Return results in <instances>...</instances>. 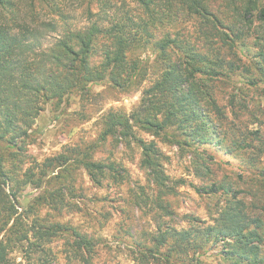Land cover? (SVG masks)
<instances>
[{
	"label": "trees",
	"instance_id": "trees-1",
	"mask_svg": "<svg viewBox=\"0 0 264 264\" xmlns=\"http://www.w3.org/2000/svg\"><path fill=\"white\" fill-rule=\"evenodd\" d=\"M23 1L26 11L20 7ZM78 2L85 19L81 27L69 26L65 0H0V264H11L15 251L27 264H56L49 250L56 239L71 250L68 261L93 264L99 238L52 222L50 213L41 217L39 207L61 211L66 194L74 193L76 169L84 170L96 188L122 185L124 170L115 162L93 161L97 145L26 167L29 131L45 104L59 106L74 93L87 95L93 85L136 91L146 80L140 55L147 52L154 56L157 79L131 115L110 111L105 116L99 142L113 138L135 143L158 190L168 180L162 154L154 141L138 138L135 127L180 151L190 149L197 156L190 163L199 171L209 172L207 162L215 160L209 151L217 148L255 172L264 185V138L259 130L234 128L226 146L227 135L215 120L225 115L214 90L216 82L236 74L242 83L238 92L264 86V35L253 29L255 22L263 29L264 5L248 0L234 22L225 25L205 0H131L134 10L126 0ZM59 24L64 32L58 33ZM26 186L40 195L34 206L19 212V195ZM196 191L231 196L214 225L178 230L157 224L152 246L132 242L136 257L144 264H214L200 257L215 251V264H264V220L249 213L238 198L242 192L215 183Z\"/></svg>",
	"mask_w": 264,
	"mask_h": 264
},
{
	"label": "rangeland",
	"instance_id": "rangeland-1",
	"mask_svg": "<svg viewBox=\"0 0 264 264\" xmlns=\"http://www.w3.org/2000/svg\"><path fill=\"white\" fill-rule=\"evenodd\" d=\"M248 0H205L211 10H214L225 25H229L242 12ZM257 6H263L264 0H256ZM126 4L134 10L131 0ZM22 10H27L23 1ZM161 11V10H160ZM65 14L69 26H85L82 9L78 0H65ZM158 12V10L156 11ZM257 14V13H256ZM255 22L253 29H263ZM63 24H59L58 33L64 32ZM50 36L56 34L50 33ZM52 40H46L45 45ZM147 68L146 80L136 91L125 92L109 87L107 84L91 86L89 93H74L64 99L61 105L50 102L35 119L29 131V145L26 151V167L33 162L41 163L47 158L60 154H69L73 148L85 149L97 145L95 153L91 154L95 162H115L121 166L123 179L118 183L104 188H96L90 182L87 173L82 169H72L74 193L66 194L61 211L54 212L46 205L39 207L41 217L50 213L52 222H60L77 229L90 238H99L93 264H144L132 242L152 246V236L158 232L157 224H166L178 230L197 227L204 229L213 226L215 219L222 214L231 198L225 194L200 195L196 188L212 184L217 186H232L242 194L238 197L249 208L252 215H260L264 220V185L256 178L255 172L246 169L241 162L224 155L217 148L209 152L215 154V160L207 162L209 172H203L191 165V159L196 158L190 149L180 151L175 145L155 138L137 127L135 135L147 144L154 141L162 154L161 163L168 180L165 186L157 189L154 177L150 175L142 160L144 152L135 144L118 143L109 138L100 143L104 131L103 121L110 112L131 115L139 104L141 94L158 77V67L150 52L140 55ZM238 74L231 80L218 81L214 84L218 105L225 115L224 120H216L220 132L227 135L226 146L231 144L235 129L259 130L264 138V86L258 89L242 87ZM234 96L233 103L230 102ZM213 150V151H212ZM264 161V158H263ZM257 192V195H255ZM75 194V195H73ZM40 191L31 186L23 188L19 195L21 207L19 212L34 206ZM73 195V196H72ZM158 205L166 208L162 210ZM49 250L56 256V264H78L67 260L71 250L60 239L52 241ZM215 251L200 257L205 263H216ZM11 264H27L20 251L11 255ZM145 264H157L148 261Z\"/></svg>",
	"mask_w": 264,
	"mask_h": 264
}]
</instances>
